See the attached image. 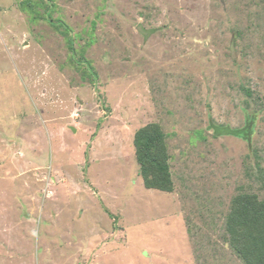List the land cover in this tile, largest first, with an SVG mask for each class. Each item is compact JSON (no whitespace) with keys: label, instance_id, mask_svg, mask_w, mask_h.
Here are the masks:
<instances>
[{"label":"rangeland","instance_id":"1","mask_svg":"<svg viewBox=\"0 0 264 264\" xmlns=\"http://www.w3.org/2000/svg\"><path fill=\"white\" fill-rule=\"evenodd\" d=\"M263 184L264 0H0V264H244L231 200Z\"/></svg>","mask_w":264,"mask_h":264},{"label":"trees","instance_id":"2","mask_svg":"<svg viewBox=\"0 0 264 264\" xmlns=\"http://www.w3.org/2000/svg\"><path fill=\"white\" fill-rule=\"evenodd\" d=\"M243 130L246 131L242 133L243 139L249 140L251 124L248 122ZM241 131L228 133L234 135ZM165 141L162 129L151 123L135 132L133 147L143 186L171 193L174 185ZM231 204L226 222L230 246L244 264H264V200H259L255 194L241 192L233 197Z\"/></svg>","mask_w":264,"mask_h":264}]
</instances>
